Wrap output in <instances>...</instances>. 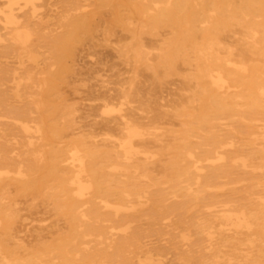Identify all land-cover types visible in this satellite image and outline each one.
<instances>
[{"label": "bare ground", "instance_id": "1", "mask_svg": "<svg viewBox=\"0 0 264 264\" xmlns=\"http://www.w3.org/2000/svg\"><path fill=\"white\" fill-rule=\"evenodd\" d=\"M40 2L0 0V43L9 41V49L28 52L37 38L25 18L30 12L40 21ZM72 2L76 3H65ZM85 7L77 3L67 11H84ZM131 7L145 15L148 27L171 28L172 39L159 56L161 63L169 64L186 52L195 61L199 111L192 131L205 132L194 145L185 135L186 142L170 162L172 174L166 184L177 202L172 207L164 205L170 199L150 195L147 175L131 172L144 171L133 160L147 162L154 155L139 149L145 133L130 124L125 113L116 116L124 126V137L109 142L112 148L106 158L98 159L90 150H55L52 125H27L26 117L32 113L30 103H24L17 111L22 119L11 117L13 128L0 122V198L8 181L24 192L38 190L48 182L45 178L38 181L36 174L43 171L61 198L58 206L70 222V234L40 254L35 249L18 254L5 241L12 222L0 204V264H49L41 257L46 252H56L63 264L73 263L72 253L79 256V264H92L96 255L101 262L110 258L121 264H149L140 258L133 261L129 255L131 247H140L141 228L133 224L147 218L168 219L172 214L181 217L186 212L199 214L192 215L196 219L193 233L186 238L189 248L179 251L181 260L203 264L198 253L220 245L226 249L222 264H264V217L242 202L264 186V0H140ZM76 19L70 20L72 28ZM235 29L245 46L239 59L222 44L223 34ZM255 158L260 162L255 163ZM141 178L146 182L142 184ZM243 182L248 191L237 196L230 186ZM106 220L112 224H95ZM106 234L111 239L100 242L105 246L96 250L98 254H90L85 247L81 255L78 249L87 242L79 243V238L96 235L104 239Z\"/></svg>", "mask_w": 264, "mask_h": 264}, {"label": "rangeland", "instance_id": "2", "mask_svg": "<svg viewBox=\"0 0 264 264\" xmlns=\"http://www.w3.org/2000/svg\"><path fill=\"white\" fill-rule=\"evenodd\" d=\"M66 1L41 0L38 22L30 12L26 15L25 21L37 38L27 53L9 49V41L0 43V103L3 105L0 122L13 124L9 125L13 128L15 122L11 117L22 119L17 115L18 108L29 102L32 114L26 117L25 123L52 125L55 135L50 139L55 150H90L98 159H103L112 148L109 142L124 137V126L116 118L121 111L130 124L145 133L139 149L154 155L147 162L142 158L133 160V165L140 164L144 171L131 172L146 174L150 195L169 198L163 204L174 206L178 198L171 197L166 184L172 174L170 162L176 159L178 149L186 142L185 135L194 145L205 132L192 131L193 118L199 111L194 59L186 52L169 64L161 63L159 56L172 39V30L148 27L145 15L131 7L140 0H75V4L68 5ZM77 3L85 5L86 9L67 11ZM72 17L77 18L75 28L69 24ZM68 31H72L71 35H67ZM222 44L235 59H239L245 47L238 29L223 34ZM108 110L112 112L107 114ZM258 162L260 159L255 158V163ZM41 173L43 171L36 174L38 181L45 178L48 182L44 181V186L38 190L24 192L15 182L8 181L0 198L12 222L5 241L21 255L31 249L40 254L45 249L55 248L70 234V222L58 206L61 198L52 189L53 183L46 178V173ZM255 174L260 175V171ZM146 180L140 179L142 184ZM246 185L243 182L230 187L241 196L248 191ZM254 192L242 202L264 217V186ZM196 213L186 212L181 217L172 214L168 219L147 218L134 223L141 231L140 247L133 246L129 251L133 261L140 258L149 264H189L181 260L179 251L189 248L190 239L186 238L193 233L192 223L196 219L192 215ZM95 224L112 223L106 220ZM109 236L105 235L107 240L96 235L79 238V243L83 241L87 245L78 250L82 255L86 247L90 254L96 255V250L111 239ZM102 241L105 242L100 244ZM225 251L216 245L198 255L203 264L215 261L222 264ZM213 256L221 258L213 259ZM41 257L51 264H63L56 258V252H46ZM71 257L73 263L70 264H79V256L72 253ZM93 259L92 264H121L110 258L101 262L99 255Z\"/></svg>", "mask_w": 264, "mask_h": 264}]
</instances>
